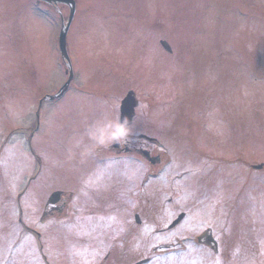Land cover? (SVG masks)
<instances>
[{
	"label": "rangeland",
	"instance_id": "obj_1",
	"mask_svg": "<svg viewBox=\"0 0 264 264\" xmlns=\"http://www.w3.org/2000/svg\"><path fill=\"white\" fill-rule=\"evenodd\" d=\"M40 3L0 0V264H264V0H79L70 64Z\"/></svg>",
	"mask_w": 264,
	"mask_h": 264
},
{
	"label": "water",
	"instance_id": "obj_2",
	"mask_svg": "<svg viewBox=\"0 0 264 264\" xmlns=\"http://www.w3.org/2000/svg\"><path fill=\"white\" fill-rule=\"evenodd\" d=\"M40 1H43V2H45L47 4H62V5L68 6V8H69V16H68L69 18H68L67 24H66L64 30H61L60 29V35H59V40H58L59 51H60L61 55L65 58L66 57V54H65L66 32H67L68 27H69V24H70V22H71V20L73 18V12H74L73 6L67 0H40ZM165 49H167V47ZM70 78H71V73L69 72V78H68V80L65 83H68V81L70 80ZM66 87H67V85H65L63 89H66ZM133 107H134V105H133V103H132V101H131V99L129 97L125 98V100L121 104V108H120V122H123L126 127L129 126V125H131ZM56 196H58L57 193L53 194L51 196V198H50L51 201ZM51 201L49 200L48 204ZM182 218H183V215L181 214L177 218V220L173 223V225L177 224Z\"/></svg>",
	"mask_w": 264,
	"mask_h": 264
},
{
	"label": "clouds",
	"instance_id": "obj_3",
	"mask_svg": "<svg viewBox=\"0 0 264 264\" xmlns=\"http://www.w3.org/2000/svg\"><path fill=\"white\" fill-rule=\"evenodd\" d=\"M127 131L128 129L123 122H108L97 130L93 139L99 144L119 141L127 135Z\"/></svg>",
	"mask_w": 264,
	"mask_h": 264
},
{
	"label": "flooded vegetation",
	"instance_id": "obj_4",
	"mask_svg": "<svg viewBox=\"0 0 264 264\" xmlns=\"http://www.w3.org/2000/svg\"><path fill=\"white\" fill-rule=\"evenodd\" d=\"M239 2H240V6H238L236 9H237V13L238 14H240V12H241V10H243V14H245V15H247V16H249V17H252V18H254L253 17V12L254 11H252V10H249V11H247V7H248V5L247 6H245V4H244V2H246V1H250V5H251V0H238ZM60 5H62V4H60ZM64 6H66V5H64ZM76 6H77V2H75V8H76ZM66 7H68V6H66ZM239 9V10H238ZM74 12H75V10H74ZM74 16V15H73ZM242 19H244V18H242ZM68 21V20H67ZM72 22V21H71ZM167 52H169V50L167 51ZM61 90V89H60ZM70 92V89H68L67 88V91H65L64 93H61V95H60V98L57 100V103H59V102H61L64 98H65V96L66 95H68V93ZM74 92L76 93L75 94V97H78V96H89V94H88V92H84V91H81V90H79V89H74ZM60 197H62V194L60 195ZM58 200H59V196H57V197H55L52 201H51V199H50V205H48V207H49V210H50V212L53 214H55V211H56V209H57V205H54V204H56L57 202H58ZM170 201V200H169ZM168 201V202H169ZM134 219H135V222H136V224H138L139 223V220H138V216H137V214H135V216H134ZM163 231V230H162ZM160 232V231H159ZM174 240V239H173ZM213 243V242H212ZM212 246L214 247V249L216 250V244H212ZM153 250H155V249H153ZM52 255V258H54V254H50V256ZM55 259V258H54ZM44 262L45 263H47V264H49L48 262H47V257L44 255ZM50 264H53L52 262L50 263Z\"/></svg>",
	"mask_w": 264,
	"mask_h": 264
},
{
	"label": "bare ground",
	"instance_id": "obj_5",
	"mask_svg": "<svg viewBox=\"0 0 264 264\" xmlns=\"http://www.w3.org/2000/svg\"><path fill=\"white\" fill-rule=\"evenodd\" d=\"M40 32H41L42 34H44V33L46 32L45 28L42 27V28L40 29ZM150 263H151V262H150ZM150 263H149V264H150Z\"/></svg>",
	"mask_w": 264,
	"mask_h": 264
}]
</instances>
